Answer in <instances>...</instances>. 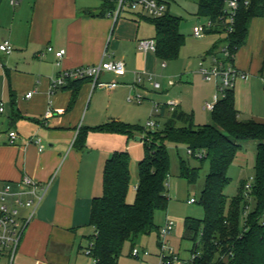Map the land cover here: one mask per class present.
<instances>
[{"label":"crops","instance_id":"0c3cea01","mask_svg":"<svg viewBox=\"0 0 264 264\" xmlns=\"http://www.w3.org/2000/svg\"><path fill=\"white\" fill-rule=\"evenodd\" d=\"M98 1L19 0L12 5L11 0H0V45L9 41L14 49L11 54L0 51V107L4 108L0 112V182L16 186L29 176L46 183L57 171L26 228L16 264H77L87 230L93 231L91 207L93 199L103 194L106 161L115 152L130 155L133 149L139 153L136 165L145 156L143 141L136 140L139 136L89 130L83 145L77 143L81 128L123 119L116 109L132 92L135 73L153 74L160 61L155 53L138 49L143 39L142 16L126 13L114 22L106 15L108 7ZM48 47L66 54L58 61ZM109 61L126 65L124 75L103 72L99 79L102 83L116 81V89H93L86 81L77 89L70 82L51 90V82L61 72ZM235 64L249 76L264 80V18L251 22L248 41L236 53ZM254 83L247 78L233 89L240 120L243 105L252 106L257 100ZM30 92L33 96L26 98ZM103 98L106 109L101 115ZM177 109L181 110L179 103ZM48 110L52 115L47 117ZM97 110L100 115L93 120ZM171 113L166 108L158 117L167 119ZM10 131L18 135L16 144L9 143ZM34 138L42 140L43 151L31 143ZM127 202L132 200L127 197Z\"/></svg>","mask_w":264,"mask_h":264},{"label":"trees","instance_id":"16d2710c","mask_svg":"<svg viewBox=\"0 0 264 264\" xmlns=\"http://www.w3.org/2000/svg\"><path fill=\"white\" fill-rule=\"evenodd\" d=\"M195 1L200 16L217 21L225 15L226 0ZM245 1L249 3L241 5L235 31L228 38L234 53L246 45L251 22L264 18V0ZM152 23L156 31V57L161 61L175 60L185 43V37L179 32L181 19L168 11ZM86 81H74L71 88L77 89ZM211 115L213 123L203 126L194 125L191 116L176 109L161 130L144 131L120 121L80 129L77 137L80 145L89 130L123 134L128 138L145 132L153 139L151 144L143 140L145 156L137 165L138 184L131 204L127 202L132 178L129 153L115 152L106 161L103 194L93 199L89 224L93 234L88 237L91 242L85 248L91 251V258L97 264H121L126 245L132 251L140 237L158 230L156 212L167 210L170 202L167 186L171 160L167 141L186 143L194 152L205 151L206 157L201 160L209 165L200 201L205 216L203 219L188 217L184 221L183 238L193 243L194 258L189 264H264V122L239 119L233 89L215 105ZM250 142L257 143L252 191L244 195V184L241 193L229 199L225 194L231 183L229 168L238 152ZM199 176L200 168L180 162V177L189 185L195 184Z\"/></svg>","mask_w":264,"mask_h":264},{"label":"rangeland","instance_id":"374dc122","mask_svg":"<svg viewBox=\"0 0 264 264\" xmlns=\"http://www.w3.org/2000/svg\"><path fill=\"white\" fill-rule=\"evenodd\" d=\"M98 1V0H96ZM101 7V3L97 2ZM171 15L181 19L179 32L185 37V43L182 46L178 57L175 60L159 61L156 72V81L160 83L161 89H155L153 83H145L140 85V90L135 91V77L131 82L132 92L125 97L124 102L119 103L116 112L120 114L123 119L121 122L135 125L140 130L151 131L147 129L148 121L153 120L158 122L157 130H161L166 119L153 117V109L156 104L167 105L170 102H178L180 109L185 114L192 117L193 123L196 126H203L212 124V112L207 111L204 107L206 103L213 102L214 96L218 94L216 81H206L199 74L201 61L210 54L218 52L220 48L227 41V34L225 32L212 31L205 35L204 38L199 39L193 35L194 27L206 25L209 19L200 16L198 13V4L195 0H171L169 6ZM154 18L148 15L143 16L140 21V33L143 39H155L156 31L153 25ZM135 57V54H133ZM166 63V67H162V63ZM255 82L257 86V100L252 106L243 105L241 112L242 120H255L264 122V80L259 76H248V80ZM173 83V86L169 85ZM240 83V80L237 82ZM237 84V85H238ZM140 91V92H139ZM93 92V91H92ZM136 94L143 95L146 99L142 104L129 102V98H133ZM103 96H101L102 98ZM92 98V97H91ZM90 98V99H91ZM106 99H101V115L105 112ZM104 110V111H103ZM103 111V112H102ZM87 110L84 113L83 124ZM95 115V114H93ZM100 113L97 110V115L93 120H98ZM92 117L89 115V118ZM88 119L85 124H88ZM102 122V121H101ZM100 122V123H101ZM177 128L180 127L176 125ZM153 130V129H152ZM141 140L148 144L153 142V139L147 133H136ZM159 143V142H158ZM142 145V144H141ZM168 153L171 160V172L168 179L167 195L170 199L167 210L158 211L155 215L156 225L164 226L167 219L174 220V230L167 238L168 248L173 249L185 264H189L191 260V249L193 243L191 240L184 237L182 228L186 218L203 219L205 216L204 210L201 207L200 201L202 191L204 190L206 177L209 173V165L196 156H190L187 152L188 146L186 143H172L166 142ZM145 149L142 145L141 151ZM257 154V143L250 142L244 145L234 162L229 168L228 176L231 179L230 185L225 190V194L229 199L237 197L242 190V186L250 183V179L255 177V163ZM137 156L139 153L133 149L130 152V169H131V188L128 194V199L135 201L136 193L134 188L137 186ZM186 162L191 168H200V176L198 181L189 185L184 179L180 177V162ZM247 192L243 190V194ZM195 199L196 203L189 204L188 200ZM253 207V204H252ZM247 215H245L246 217ZM88 237L93 234L91 229L87 230ZM158 230L149 236H143L138 239L136 247L140 250L146 249L150 254L148 258L141 257L140 259L130 256L131 247L126 245L120 258L121 264H158L160 263V239ZM84 238L83 246L86 248L91 240ZM77 264H94V260L86 254L85 249L79 254Z\"/></svg>","mask_w":264,"mask_h":264},{"label":"built area","instance_id":"2783aa9c","mask_svg":"<svg viewBox=\"0 0 264 264\" xmlns=\"http://www.w3.org/2000/svg\"><path fill=\"white\" fill-rule=\"evenodd\" d=\"M19 0H11L12 5L18 4ZM106 6H113L108 9L106 15L108 18L116 22L126 13L136 14L138 16L148 15L151 18L158 19L167 14L169 11L171 0H100ZM245 0H226L225 15L217 20L209 22L206 25L194 27L193 35L196 38L202 39L205 35L212 31L225 32L227 41L218 52L210 54L200 63L199 73L206 81H216L218 94L214 96L213 102L206 103L205 109L213 111L215 105L225 97L227 91L234 89L239 80H246L248 74L239 70L235 64V55L229 46V35L235 31L236 16L242 4L248 5ZM138 49L143 53H156L157 42L155 39H142L138 41ZM13 46L9 41H4L0 45V51L6 54L13 52ZM48 52L54 53L59 61L66 54L65 50H55L53 47L47 48ZM162 67H166V63H162ZM103 72L112 73L117 76H122L126 73V65L123 61L102 62L98 65L81 66L71 70L61 72L57 78L51 82V90H56L66 86L70 82L78 80H88L92 83V88H102L108 91L116 89L119 84L116 81L110 83L100 82V77ZM134 89L138 92L140 85L145 83H153L155 89H161V85L156 81V76L149 73H135ZM173 86L172 82H169ZM140 92V91H139ZM34 92L26 95V98H31ZM129 102L142 104L145 97L141 94H136L133 98L128 99ZM178 103L170 102L167 105L156 104L153 109V117L161 116L164 109L174 112L177 109ZM4 108L0 107V112ZM52 111L48 110L46 116H51ZM158 124L156 121H148L146 128L155 129ZM9 143L16 144L18 135L15 131H10ZM36 145L39 151H43L42 140L34 138L31 141ZM190 156H196L199 159L206 157L205 151L194 152L192 149L187 150ZM57 171L51 176L48 182L40 183L35 179L24 176L16 186L13 183L0 182V264H16V258L22 243L24 233L29 223L35 218L37 211L42 206L46 195L56 177ZM254 178L250 179V183L245 184V191L251 192L253 188ZM189 204L196 203V200H188ZM174 220L167 219L164 226L158 230L160 239V254L158 264H185L181 258L175 254L173 249L168 248L167 238L174 230ZM86 254L91 257V251L85 249ZM131 256L140 259L141 257L148 258L150 254L146 249L140 250L134 247L131 251ZM194 257L192 256L191 259ZM94 264H97V260Z\"/></svg>","mask_w":264,"mask_h":264},{"label":"water","instance_id":"95a60500","mask_svg":"<svg viewBox=\"0 0 264 264\" xmlns=\"http://www.w3.org/2000/svg\"><path fill=\"white\" fill-rule=\"evenodd\" d=\"M136 140L140 141L141 139L140 138H137Z\"/></svg>","mask_w":264,"mask_h":264}]
</instances>
